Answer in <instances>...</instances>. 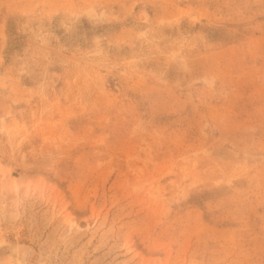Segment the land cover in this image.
<instances>
[{"label": "rangeland", "instance_id": "1", "mask_svg": "<svg viewBox=\"0 0 264 264\" xmlns=\"http://www.w3.org/2000/svg\"><path fill=\"white\" fill-rule=\"evenodd\" d=\"M0 264H264V0H0Z\"/></svg>", "mask_w": 264, "mask_h": 264}]
</instances>
